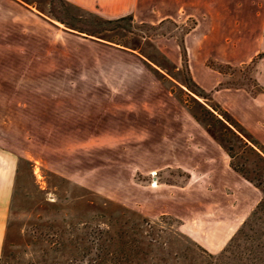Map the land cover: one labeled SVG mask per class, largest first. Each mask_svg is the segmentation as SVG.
Returning <instances> with one entry per match:
<instances>
[{
	"label": "rangeland",
	"instance_id": "374dc122",
	"mask_svg": "<svg viewBox=\"0 0 264 264\" xmlns=\"http://www.w3.org/2000/svg\"><path fill=\"white\" fill-rule=\"evenodd\" d=\"M182 2L197 17L98 26L116 18L65 0H0V155L13 168L0 264H89L101 229L114 244L121 231L142 242L148 264L183 251L180 263L203 264L255 209L262 192L189 108L218 104L264 145V0H169L167 13L181 19ZM24 18L37 36H24ZM199 88L211 100L190 93ZM103 97H131L140 129Z\"/></svg>",
	"mask_w": 264,
	"mask_h": 264
},
{
	"label": "trees",
	"instance_id": "16d2710c",
	"mask_svg": "<svg viewBox=\"0 0 264 264\" xmlns=\"http://www.w3.org/2000/svg\"><path fill=\"white\" fill-rule=\"evenodd\" d=\"M124 20H132V18L130 16L114 20H102L97 18V24L98 26L106 24L118 26ZM163 22L164 21L159 24ZM192 28V26L186 28L184 33L189 32ZM71 29L90 37L106 40V36H103L99 30L84 31L80 28L73 27ZM180 49L182 62L187 63V53L182 40L180 42ZM256 60L257 58H254L249 65H254ZM208 66L218 71L223 76L228 74L225 71L226 69H232V66L215 62H209ZM191 86L198 89V87L192 84ZM185 87L189 89L188 84H186ZM224 88H243L247 90L251 96L257 97V94L252 93L249 87L243 83L229 84L221 82L217 90ZM190 93L206 101L211 100L212 96L211 92L205 93L200 88L199 94H195L191 90ZM189 112L195 121L204 126L205 130L208 131L212 138L219 143L221 148L228 155L231 169L262 192L261 200L223 251L218 255L208 254L203 264H264V145L228 111L218 104H199L198 111L189 108ZM107 235H109V231L104 229L97 230L96 233L93 234V241H89V247H87V250L83 253V256L87 254L92 255L89 264H130L131 261L133 262L134 260H137L135 264H148L147 256L150 252L144 248H140L142 242L138 241L137 243L135 239L132 240L133 246H129L127 241L122 240L127 236L126 232L121 231L116 234V245L105 238ZM150 244V242H147L145 248H150ZM185 254L186 251L174 253L171 259L169 257H167V259L162 258L160 263L158 262L155 264H185L179 262L180 258H185ZM110 255L112 257H109L110 262H108L107 258ZM166 255L168 256L169 253L167 252Z\"/></svg>",
	"mask_w": 264,
	"mask_h": 264
},
{
	"label": "crops",
	"instance_id": "0c3cea01",
	"mask_svg": "<svg viewBox=\"0 0 264 264\" xmlns=\"http://www.w3.org/2000/svg\"><path fill=\"white\" fill-rule=\"evenodd\" d=\"M65 1L86 10H98L101 16L105 18L117 19L121 17L130 16L133 21L138 23H146V24H159L160 22L168 19L182 20L183 17L186 16L197 17L195 16V14L191 12H185V8L188 4L183 2L180 4L178 9L179 13L182 15L181 19L170 16V14L167 13V6L169 0H65ZM189 5L197 10H199L202 6L199 2H192ZM205 17L206 16L203 14L202 18ZM28 23H29L28 19L24 18V36H37V34H35L32 30L28 28ZM226 90L229 91L230 93L241 94L249 98L250 97L254 99L257 98L251 96V94H249V92L243 88H236L235 90H228V89ZM107 95H109V92L107 93ZM103 98H104L103 100L106 101V103L104 102L101 104H106L108 106L107 108L108 111H110L114 117L118 118L119 115L123 116V112H126L127 115L125 119H127L128 122L132 123L131 125L127 126L126 129H132V131L140 129L139 122L144 118L141 117L140 107L134 109V107L132 108V106H130L131 97L113 99L112 101H110V99H105V97ZM92 103H89L87 105L88 106L87 108H90ZM125 104H127L129 108L124 107L126 106ZM91 117L92 116H90V118ZM135 134L136 133L133 132V136ZM11 163L12 160L10 158H8L5 155L4 156L0 155V254L5 238L7 208L12 193L13 168ZM229 167H230V161H229Z\"/></svg>",
	"mask_w": 264,
	"mask_h": 264
}]
</instances>
